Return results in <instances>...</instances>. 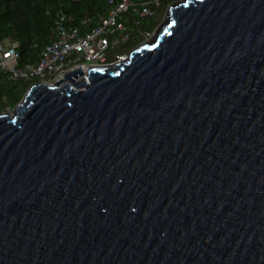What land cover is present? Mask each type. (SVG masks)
<instances>
[{"label": "water", "instance_id": "1", "mask_svg": "<svg viewBox=\"0 0 264 264\" xmlns=\"http://www.w3.org/2000/svg\"><path fill=\"white\" fill-rule=\"evenodd\" d=\"M64 76L0 113V264H264V0Z\"/></svg>", "mask_w": 264, "mask_h": 264}, {"label": "built area", "instance_id": "2", "mask_svg": "<svg viewBox=\"0 0 264 264\" xmlns=\"http://www.w3.org/2000/svg\"><path fill=\"white\" fill-rule=\"evenodd\" d=\"M108 3L109 10L98 15L96 21L85 15L76 24L72 17L62 15L55 27L53 41L40 50L37 62L20 66L18 42L12 39L0 41V73L11 82L54 84L78 67L86 73L91 67L109 66L125 60L127 51L122 50L128 43L138 44L150 39L152 32L145 29L142 22L160 13L162 0H109Z\"/></svg>", "mask_w": 264, "mask_h": 264}, {"label": "trees", "instance_id": "3", "mask_svg": "<svg viewBox=\"0 0 264 264\" xmlns=\"http://www.w3.org/2000/svg\"><path fill=\"white\" fill-rule=\"evenodd\" d=\"M175 0H162L160 13ZM109 0H0V41L12 39L18 42L19 65L37 62L40 50L54 39V30L62 15L72 17L79 24L85 15L93 21L97 16L109 10ZM156 22L144 26L150 32ZM134 41L123 48L128 51ZM37 82V81H36ZM36 82H11L0 73V110L12 108L20 100L28 88ZM6 100H2V97Z\"/></svg>", "mask_w": 264, "mask_h": 264}, {"label": "rangeland", "instance_id": "4", "mask_svg": "<svg viewBox=\"0 0 264 264\" xmlns=\"http://www.w3.org/2000/svg\"><path fill=\"white\" fill-rule=\"evenodd\" d=\"M179 1H183V0H175V1H173L172 3H170L169 5H168V7L171 5V4H173V3H176V2H179ZM168 7L167 8H165V10H164V13H158L156 16H154V18H152V19H148L147 20V22H142V23H144V24H146V25H144V26H148L149 24H151V23H153V22H156L157 24H156V27H155V29L153 30V32L150 34V36H149V38L151 39L152 37H153V35H154V32H155V30H156V28H158L159 26H160V24L162 23V21L164 20V17H165V14H166V11H167V9H168ZM149 39V40H150ZM144 40V39H143ZM148 41V40H147ZM143 42H145V41H143ZM142 41L140 42V43H138V44H135L134 46H132V48L131 49H129L126 53H127V56L129 55V53L133 50V49H135L138 45H140L141 43H143ZM123 51V50H122ZM29 89V88H28ZM27 92V91H26ZM25 92V93H26ZM24 93V94H25ZM24 96V95H23ZM23 96L21 97V99L23 98ZM2 100H6V97L5 98H2ZM21 101V100H20ZM19 101V102H20ZM18 102V103H19ZM17 103V104H18ZM14 107L15 106H13L12 108H7V109H9V110H7V109H5V110H0V113H4V112H11L13 109H14Z\"/></svg>", "mask_w": 264, "mask_h": 264}]
</instances>
